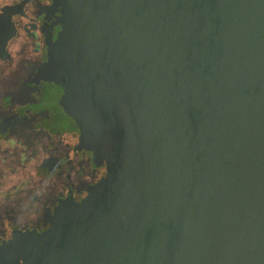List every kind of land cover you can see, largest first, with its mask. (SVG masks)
Returning <instances> with one entry per match:
<instances>
[{
  "label": "water",
  "instance_id": "water-1",
  "mask_svg": "<svg viewBox=\"0 0 264 264\" xmlns=\"http://www.w3.org/2000/svg\"><path fill=\"white\" fill-rule=\"evenodd\" d=\"M43 1L64 126L0 264H264V0Z\"/></svg>",
  "mask_w": 264,
  "mask_h": 264
},
{
  "label": "flooded vegetation",
  "instance_id": "flooded-vegetation-1",
  "mask_svg": "<svg viewBox=\"0 0 264 264\" xmlns=\"http://www.w3.org/2000/svg\"><path fill=\"white\" fill-rule=\"evenodd\" d=\"M44 5L0 0V217L6 219L18 178L46 164L52 135L64 126L41 100V91H50L43 86L42 56L55 29Z\"/></svg>",
  "mask_w": 264,
  "mask_h": 264
}]
</instances>
